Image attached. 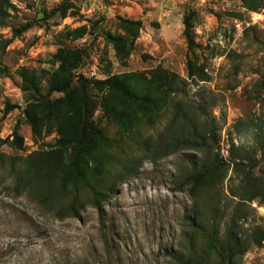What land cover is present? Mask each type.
Wrapping results in <instances>:
<instances>
[{
    "label": "rangeland",
    "instance_id": "1",
    "mask_svg": "<svg viewBox=\"0 0 264 264\" xmlns=\"http://www.w3.org/2000/svg\"><path fill=\"white\" fill-rule=\"evenodd\" d=\"M246 1H11L0 25V264H182L179 259L207 252L195 217L205 228L219 222L221 237L235 217L250 244L238 264H264V241L253 243L255 230L264 232V197H241L249 174L264 181V7L253 12ZM123 21L140 23L127 54L110 39L131 38ZM186 21L196 44L191 50ZM67 52L79 55L73 84L85 87L95 105L92 121L109 142L103 171L94 168L111 193L103 215L84 191L80 217L59 220L38 197L46 189L40 179L22 173L30 155L58 147L62 137L67 121L49 104L64 94L50 95L49 85ZM188 61L209 80L189 78ZM24 72L35 74L38 92L24 91ZM157 73L185 83L153 125L105 113L104 82ZM30 100L37 132L25 113ZM7 105L20 108L7 112ZM179 107L197 114L200 131L214 128L209 152L170 148ZM130 110L135 115V107ZM204 160L226 163L224 181L192 195L190 177ZM63 198L65 205L69 198Z\"/></svg>",
    "mask_w": 264,
    "mask_h": 264
},
{
    "label": "trees",
    "instance_id": "2",
    "mask_svg": "<svg viewBox=\"0 0 264 264\" xmlns=\"http://www.w3.org/2000/svg\"><path fill=\"white\" fill-rule=\"evenodd\" d=\"M12 0H0V25L8 17V11L12 7ZM245 7L253 12H258L264 7V0H247ZM124 29L129 34V38L120 36L110 38L119 54H127L133 48V43L140 30V23L133 21H123ZM28 25L22 26L18 31L27 30ZM185 38L188 48L196 47L192 26L185 22ZM132 39V40H131ZM69 55L66 56V55ZM60 58L61 65L52 75L49 85V94L62 93L64 96L57 99L51 106V111L56 110L57 117L64 118L67 122L63 126L62 137L58 147L48 151H40L27 158V168L25 175L32 173L34 178L41 181V186L46 187L39 192L38 197L43 205L51 206L52 213L59 220L68 218H79L80 212L84 208L82 193L88 192L90 203L100 215L104 214L103 203L111 191L108 186L99 183L97 174L103 171V166L107 162L108 141L100 130L95 127L92 121V111L95 105L91 101L85 87L81 84L78 88L73 84V72L78 68V53H70ZM62 56V55H61ZM188 77L198 79L201 82L209 80L204 68L196 66L192 61L187 63ZM24 91L34 90L38 92L40 82L34 73L24 72ZM137 83V84H136ZM185 81L179 76L167 73L153 74L151 78L145 76L124 75L113 77L103 83L107 92L103 100V110L112 117H129L131 121L139 119L153 125L159 111L166 107L168 100L175 96L182 88ZM139 85V86H138ZM140 86H142L140 88ZM30 100L25 109V113L33 124L35 132L38 130L39 119L34 115ZM135 107L136 113L132 115L130 108ZM19 106L7 105V112ZM95 110V109H94ZM174 120L178 122L175 134L171 136L170 148L186 147L196 152H209L208 141L213 140L216 131L213 127L207 130H199L196 126L197 114L189 109L179 107ZM175 122V123H176ZM207 125H209L206 122ZM209 127V126H208ZM14 142L19 149H22V138L15 131ZM264 143L261 142V147ZM96 163V164H95ZM99 172L95 174L96 168ZM240 162H235L239 166ZM226 163L223 161L208 163L207 160L195 165L189 184L192 186L191 194L206 188L220 185L225 178L223 174ZM251 173V172H250ZM22 181V178H21ZM243 187V199L250 196L254 200L259 196L264 197V181L253 180L250 174L245 180ZM64 197L69 198V202L62 205ZM193 227L206 239V254L202 257L193 254L187 260H180L182 264H238L249 250L242 235L236 218H231L228 222L223 237L220 236L219 222H213L207 228L203 227L197 217L193 218ZM253 243L257 246L264 241V232L256 229L253 234ZM215 256V261L212 256ZM212 259L213 261H210Z\"/></svg>",
    "mask_w": 264,
    "mask_h": 264
}]
</instances>
